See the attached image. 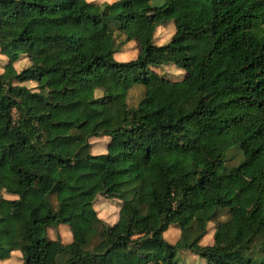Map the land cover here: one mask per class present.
<instances>
[{
	"label": "trees",
	"instance_id": "trees-1",
	"mask_svg": "<svg viewBox=\"0 0 264 264\" xmlns=\"http://www.w3.org/2000/svg\"><path fill=\"white\" fill-rule=\"evenodd\" d=\"M152 8L168 18L155 21ZM168 20L173 32L155 43ZM116 30L136 42L132 58H113ZM186 38L208 42L199 61L185 47L158 56ZM197 44L201 53L206 42ZM0 54V202L11 195L0 260L19 250L20 264H179L188 250L206 264H264V0H0ZM54 54L53 65L35 61ZM20 56L28 63L17 70ZM167 62L183 70L182 100L155 70ZM75 78V97H53ZM102 135L104 151L90 152L89 138ZM97 194L119 200L112 223L96 214ZM213 220L211 242L201 243ZM58 224L68 241L47 235ZM170 224L173 242L163 237Z\"/></svg>",
	"mask_w": 264,
	"mask_h": 264
},
{
	"label": "rangeland",
	"instance_id": "rangeland-1",
	"mask_svg": "<svg viewBox=\"0 0 264 264\" xmlns=\"http://www.w3.org/2000/svg\"><path fill=\"white\" fill-rule=\"evenodd\" d=\"M98 1H111V0H98ZM152 4L156 6V3H159L160 0H151ZM149 13L152 16V18L155 21H161L165 20L168 18L166 10H158L155 8H152ZM139 18V17H137ZM136 20V19H135ZM10 27H6V30L9 32ZM123 31H128L132 29L131 23H122V28ZM173 32V22L171 20L164 21L162 24L158 25L155 28L154 31V41L155 43L163 44L165 43L171 33ZM115 34V41H116V47L118 50L114 52L113 58L115 60H127L132 58L137 51V44L134 40L128 39L125 40L124 36L122 33L119 31H114ZM206 42V48L200 53L195 50V46L193 44H197L200 42ZM198 45V44H197ZM199 46V45H198ZM181 47H185V50L191 53L194 56L195 61H199L202 54L208 49V42L206 39H191V38H186L182 41H179L173 45H170L167 49L164 51L158 52L159 57H171L178 53L180 51ZM5 56L0 54V70H1V65L5 61ZM60 57L58 54H54L52 56H38L36 58V62L42 64V65H53L59 61ZM28 63V59L25 56H20L18 60L13 62V65L15 69H20L21 67L25 66ZM155 70L170 78L174 79L170 83V91L172 96L175 98L176 93L183 94L179 97L178 100H182L184 97V87H186L180 79L183 75V70L179 67L174 66L172 63L167 62L163 63L159 66L155 67ZM55 74H46V78L49 79L48 81L51 82L52 78L55 77ZM82 78H88L85 76H81ZM76 81L72 83V81H64L61 82L59 86H54L53 87V97L58 100H67V99H72L77 95V88L79 83L83 82L80 78H75ZM26 85L33 86L34 82L33 81H24L23 82ZM52 88V87H51ZM142 91V85L139 82H136L130 86L127 92L126 100L128 105H134L137 100L139 99V96ZM43 103V102H42ZM107 140V137L105 136H97V137H90L89 141L91 142L90 146V152L92 153H98V152H103L105 149V142ZM234 151L230 150L227 152V155L230 156ZM220 153V150L216 149L213 154ZM239 155L238 153L234 152L230 158H228V161H235L236 158H238ZM254 168L252 166H242V173L246 177V181L248 182V179L250 175L253 173ZM80 170V169H76ZM1 169H0V179H1ZM107 174L105 172H101L98 175H96V181L97 183L95 184L97 188H101L103 184L107 182ZM244 181L240 185L239 190L245 189L248 184ZM3 196L5 197L4 200L0 202V210L5 216H8L10 214V205L9 202L6 200L7 198L11 197V195L3 193ZM93 207L96 210V214L101 217L104 221L107 223H112L116 217H117V209L119 206V200L116 198H108L105 197L102 194H97L95 197V200L93 201ZM247 210V206L243 205L239 207V214L241 217H244V214ZM60 211H63V208L60 209ZM256 215V214H255ZM254 214L251 215L248 219L250 223H253L255 220L256 216ZM226 215L221 214L220 216L217 217V219H222ZM215 224V220L210 221L208 225V231L207 233L201 238L200 242L201 243H209L211 242L212 238V228ZM46 233L49 237H58L61 241L65 242L70 239V231L65 224H58L55 227H49L46 230ZM178 235V227L174 226L173 224H170L168 228L163 232V237L168 241V242H173ZM178 258H179V264H206L204 258L198 256L196 253H192L188 250H179L178 251ZM136 264H144V259L140 256H135L134 257ZM21 263V258H20V252L19 250H12L9 257L3 260H0V264H20Z\"/></svg>",
	"mask_w": 264,
	"mask_h": 264
}]
</instances>
